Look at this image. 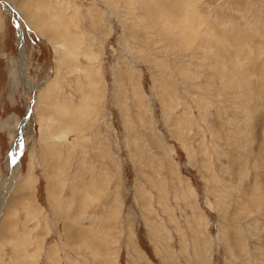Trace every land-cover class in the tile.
<instances>
[{
  "label": "rangeland",
  "instance_id": "obj_1",
  "mask_svg": "<svg viewBox=\"0 0 264 264\" xmlns=\"http://www.w3.org/2000/svg\"><path fill=\"white\" fill-rule=\"evenodd\" d=\"M0 207V264H264V0H0Z\"/></svg>",
  "mask_w": 264,
  "mask_h": 264
},
{
  "label": "bare ground",
  "instance_id": "obj_2",
  "mask_svg": "<svg viewBox=\"0 0 264 264\" xmlns=\"http://www.w3.org/2000/svg\"><path fill=\"white\" fill-rule=\"evenodd\" d=\"M3 3L5 4V6L7 7V9L10 11V12H12L13 14V19H14V23H17L18 22V19H16V17H17V14L16 13H14L13 11H12V9H11V7L10 6H8L4 1H3ZM18 18V17H17ZM18 24V23H17ZM19 32L20 33H22L21 32V30H20V28H19ZM19 41H20V45H21V50H20V65H21V69H22V71H23V69H24V64H25V41L23 40V37H22V35L20 34V36H19ZM25 70V69H24ZM24 72H22V74H23ZM26 73V72H25ZM25 73H24V81L28 84V81H27V78H26V75H25ZM31 90H34V88L32 87V89ZM29 108V107H28ZM28 118H26V119H24L23 121H22V123H21V125H20V129H19V139H18V142H17V146L15 147V153H14V155H13V157H12V159H11V163H12V167H13V169H12V171L15 173V172H17L18 170H19V168H20V165H19V160H20V157H21V154H22V152H23V150H24V144H25V140H26V133H27V126H28V120H27ZM11 177V176H10ZM12 184V183H11ZM8 190V189H7ZM7 190H6V192L5 193H7ZM7 198V197H6ZM5 204V203H4ZM2 208H4V207H2ZM0 209H1V207H0Z\"/></svg>",
  "mask_w": 264,
  "mask_h": 264
},
{
  "label": "water",
  "instance_id": "obj_3",
  "mask_svg": "<svg viewBox=\"0 0 264 264\" xmlns=\"http://www.w3.org/2000/svg\"><path fill=\"white\" fill-rule=\"evenodd\" d=\"M29 114H30V112H29ZM28 115V114H27Z\"/></svg>",
  "mask_w": 264,
  "mask_h": 264
}]
</instances>
